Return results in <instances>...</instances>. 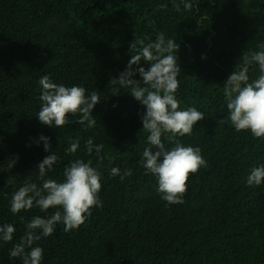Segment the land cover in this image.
<instances>
[{
	"label": "trees",
	"instance_id": "16d2710c",
	"mask_svg": "<svg viewBox=\"0 0 264 264\" xmlns=\"http://www.w3.org/2000/svg\"><path fill=\"white\" fill-rule=\"evenodd\" d=\"M186 2L193 4L190 10ZM198 2L0 0V225L16 229L11 242L0 241V264H22L9 251L26 224L57 210L10 211L14 192L27 183L42 185L38 165L52 153L59 159L45 179L57 182L71 162L92 161L101 173L103 206L93 208L79 229L66 232L61 222L51 236L34 241L31 247L43 249L41 264H264V183L250 187L246 180L264 164V139L221 122L228 114L225 81L244 54L264 51V0ZM161 33L179 45L180 110L195 107L204 114L191 136L178 138L198 147L208 163L189 176L178 205L163 201L156 177L145 174L146 108L115 79L138 54L141 46L131 43L148 44ZM139 67L151 65H132ZM47 74L54 83L83 87L86 96L98 94L93 127L75 123L77 116L61 128L40 122L39 78ZM258 75V65H251L250 81ZM132 79L143 86L138 71ZM41 135L49 138L50 151ZM89 138L104 145L102 162L94 149L88 154ZM76 141V153H68ZM114 167L132 174L112 176Z\"/></svg>",
	"mask_w": 264,
	"mask_h": 264
},
{
	"label": "clouds",
	"instance_id": "9594fccd",
	"mask_svg": "<svg viewBox=\"0 0 264 264\" xmlns=\"http://www.w3.org/2000/svg\"><path fill=\"white\" fill-rule=\"evenodd\" d=\"M159 7L163 9L165 6ZM192 7V3H185V9ZM176 8L179 11V5ZM137 44L141 46L138 54L132 56L127 70L115 79L122 86L131 87V95L146 108L141 114L143 130L149 133L148 146L143 150L141 161L145 174L156 177L163 201L168 205L182 204L189 176L202 167L206 168L208 163L198 147L184 146L178 138L191 136L197 122L204 119V114L195 107L180 110L176 93L180 87L178 76L181 69L176 55L179 45L175 40H165L161 33L154 42L145 44L140 39L132 42L130 48H136ZM260 47L264 48V45ZM142 60L149 62L151 67L133 70L132 65H139ZM241 60L242 64L236 66L224 83L228 114L221 122L230 123L236 132L250 131L254 138L264 139V51L244 54ZM253 64L258 65L259 75L250 81L249 68ZM137 71L143 86L139 80L132 79ZM39 85L42 103L37 116L41 123L61 128L72 122L70 116H77L75 123L87 128L96 124L92 112L100 97L95 91L86 96L83 87L54 83L48 74L39 78ZM40 140L44 142L45 151H50L49 138L41 135ZM164 140L174 146L166 148ZM78 146V141L73 142L66 151L74 154ZM103 147V144L94 145L91 138L86 141L88 154L91 155L94 149L98 162L104 159L101 155ZM58 159L54 153L45 157L38 165L42 185L38 187L36 183H27L13 193L10 201V211L14 215L31 210L34 206L41 211L57 209L48 218L32 217L20 242L10 249L9 258H19L22 264H41L43 249L31 246L41 237L51 236L56 224L62 222L66 232L77 230L91 217L93 208L103 206L98 195L102 187L101 173L92 167L91 160L84 162L77 159L71 162L64 168L63 182L45 179L46 172L52 170ZM14 163L10 160L8 168ZM131 174L130 169H126L123 175L118 167L111 169V175H120L121 179ZM246 180L250 187L264 183V164L253 167ZM15 231L12 224L0 225V241L11 242ZM26 246L31 250L26 252Z\"/></svg>",
	"mask_w": 264,
	"mask_h": 264
}]
</instances>
